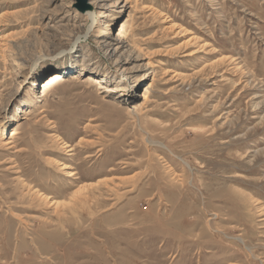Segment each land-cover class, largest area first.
Segmentation results:
<instances>
[{
	"label": "rangeland",
	"instance_id": "obj_1",
	"mask_svg": "<svg viewBox=\"0 0 264 264\" xmlns=\"http://www.w3.org/2000/svg\"><path fill=\"white\" fill-rule=\"evenodd\" d=\"M77 4L0 0V264H264V0Z\"/></svg>",
	"mask_w": 264,
	"mask_h": 264
},
{
	"label": "bare ground",
	"instance_id": "obj_2",
	"mask_svg": "<svg viewBox=\"0 0 264 264\" xmlns=\"http://www.w3.org/2000/svg\"><path fill=\"white\" fill-rule=\"evenodd\" d=\"M56 75H57V74H56ZM56 77H60V79H61V82H62V81H64V79H65L63 76H59V75H58V76H56ZM49 84H50V82L48 81V82H46V84H45V85L47 86V85H49ZM149 88H150V85L147 87V89H146V93H147V92L149 93ZM143 96H144V95H143ZM147 96H148V95H147ZM147 96H146V95L144 96V97H145V99H147V98H148ZM143 105H144V104H143ZM4 130H5V131H4V133H3V135H2V136H4V135H5V133H6V129H4ZM16 134H17V132H16V131L12 132V135H16ZM4 140H5V139H4ZM6 143H7V144H8V143H11V141H7ZM67 144H68V143H67ZM71 149H72V148H71ZM63 164H64V163H63ZM65 166H66V165H63V168H64Z\"/></svg>",
	"mask_w": 264,
	"mask_h": 264
},
{
	"label": "water",
	"instance_id": "obj_3",
	"mask_svg": "<svg viewBox=\"0 0 264 264\" xmlns=\"http://www.w3.org/2000/svg\"><path fill=\"white\" fill-rule=\"evenodd\" d=\"M78 4L77 7L80 11L84 12L85 10L90 8V5L88 4V0H77Z\"/></svg>",
	"mask_w": 264,
	"mask_h": 264
}]
</instances>
